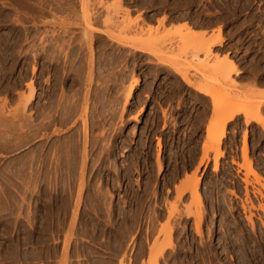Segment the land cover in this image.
<instances>
[{
    "label": "rangeland",
    "instance_id": "obj_1",
    "mask_svg": "<svg viewBox=\"0 0 264 264\" xmlns=\"http://www.w3.org/2000/svg\"><path fill=\"white\" fill-rule=\"evenodd\" d=\"M52 1L56 7V0H0V264H90L103 258L110 262L99 264H153L151 248L157 253L165 250V258L158 264L229 260V254L216 251L223 246L220 235L219 245L212 236L217 231L216 220L242 212L240 205L251 213L262 212L251 209L252 204L264 205V180L258 183L250 176L248 196L243 198L240 192L246 190L232 184L238 168L232 160L244 163L242 133L247 131L249 157L264 178V131L254 122L244 124V116H238L227 127L219 171H213V161L202 169V145L206 126L215 117L214 100L185 84L174 68L193 66L188 76L211 90L223 105H256L246 95L251 89L264 90V0H123L130 16L118 14L113 25L128 20L126 25L133 24L137 30L122 33L123 44L94 32L120 34L121 25L117 28L103 22L104 8L114 0H103L105 7L100 0H74L77 18L54 10ZM60 1L65 0H58V5ZM89 12H95V18L100 16L93 17V32L84 25ZM164 17L165 26H159ZM55 18L71 25L63 34L64 51L51 48L55 44L52 31L64 30L61 21L49 24ZM184 22L196 31L205 30L207 38L221 28L223 45L213 48L207 61L210 65L216 61L215 55L228 56L239 71L230 82L208 68L205 77L198 73L201 69H194L200 62L193 61L195 50L186 48L182 39L186 31L180 24ZM85 29L90 31L89 39ZM136 78L141 85L126 102ZM32 89L36 97L29 102ZM261 113L264 115V104ZM66 153L70 158L73 155L70 161ZM39 159L43 162L37 164ZM75 159L78 169L74 170ZM158 159L163 162L161 169ZM37 167L44 177L48 169L52 176L46 185L41 183L42 191L50 193L42 200L34 196ZM241 171L244 178L245 171ZM199 176L203 179L201 205L194 201L188 183ZM198 212L204 216L202 238L194 233L195 221L188 217ZM170 215L175 220L171 239ZM261 240L259 251L247 253L256 264H264V233ZM171 243L173 249H167ZM232 255L230 261L235 263Z\"/></svg>",
    "mask_w": 264,
    "mask_h": 264
},
{
    "label": "bare ground",
    "instance_id": "obj_2",
    "mask_svg": "<svg viewBox=\"0 0 264 264\" xmlns=\"http://www.w3.org/2000/svg\"><path fill=\"white\" fill-rule=\"evenodd\" d=\"M22 2H23V0H21ZM39 1H41V0H39ZM57 2H58V0H56ZM78 1V0H77ZM111 1V0H110ZM18 2V1H17ZM26 2V1H25ZM38 2V1H37ZM44 2H46V1H44ZM57 2H56V7H55V2L53 3V1H52V5H54V6H52V7H54L55 9L54 10H58V12L59 11H61V13H69V17H71V18H74L75 16H76V18H77V15H78V11H77V8H76V4H75V1L74 0H72V1H67V0H65V1H60V2H62V3H60V5H58L57 4ZM92 2V1H91ZM19 3V2H18ZM88 3V2H87ZM46 4H48V3H46ZM51 4V3H50ZM100 4H101V6H104L103 5V0H100ZM25 5V4H24ZM58 5V6H57ZM85 5H86V3H85ZM84 5V6H85ZM23 6V5H22ZM27 6V5H26ZM46 6V5H45ZM86 6H88V4L86 5ZM49 7V6H48ZM48 7H46V8H48ZM105 7V6H104ZM42 8H43V10H44V6H42V7H40V11L42 10ZM85 8V7H84ZM32 9V8H31ZM38 10H39V8H38ZM53 10V8L51 9V11ZM104 10L106 11V20H103V22H105L107 25L106 26H114L113 25V21H115L114 20V18H115V16H117L118 17V14H120V13H124L127 17H129L130 16V10L129 9H127V8H124L123 7V0H114V1H112V3L109 5V6H106L105 8H104ZM39 11V12H40ZM45 11H46V9H45ZM48 11H50V9L48 10ZM38 12V11H37ZM38 12V13H39ZM42 12H44V11H42ZM57 12V11H56ZM49 13V12H48ZM28 14V13H27ZM44 14H45V12H44ZM40 15H42L41 13H40ZM95 16H96V13L95 12H89V13H87V15L86 16H84V25H86V29H90L91 31L92 30H94L93 29V26H92V20L95 18ZM16 17H19V16H16ZM21 17V16H20ZM40 17V16H39ZM94 17V18H93ZM99 17L100 16H98V17H96L95 19H99ZM75 18V19H76ZM104 18V17H103ZM141 18V17H140ZM18 19V18H17ZM44 19V18H43ZM65 19V18H64ZM79 19V18H78ZM101 19V18H100ZM126 19V18H125ZM128 19V18H127ZM142 19V18H141ZM23 20V19H22ZM46 21V20H45ZM54 21H57V22H55L56 24L58 23V21L60 22L61 21V25H63V28H64V32L62 31V32H54V31H52V33H51V35H50V38L51 39H53V41L52 42H55V44H53V46L51 47V48H53V52H57V50H62V51H64V46L66 45V43L67 42H65V39H64V37H66L65 35H64V37H63V34H65V33H67V31H68V27H69V23H66V24H64V22L65 21H63V20H61V19H57V18H55V20H53V22L52 23H49L50 25H52L53 23H54ZM95 21H98V20H95ZM125 21H128V20H124V21H122L121 23L122 24H120V25H118V27H119V32H120V34L118 35V36H114V35H110L109 34V32H108V34H107V32L106 33H104V32H102L101 30H96V31H94V32H97V33H102V34H104V35H107V37H109L111 40H114V42H116V43H121V44H123L122 42H124V39L122 38V36H121V34L122 33H126V32H128V31H130L131 32V30L134 28V27H131V26H128V25H126V23L127 22H125ZM43 23H44V21H42ZM41 22V23H42ZM48 22V21H47ZM47 22H45V23H47ZM11 23V22H10ZM44 23V24H45ZM54 23V24H55ZM98 23V22H97ZM116 23V21L114 22V24ZM120 23V22H119ZM165 23H166V17H164L160 22H159V26H162V27H164L165 26ZM43 24V25H44ZM48 24V23H47ZM60 24V23H59ZM94 24V23H93ZM118 24V23H117ZM131 24V22L129 23V25ZM15 26V25H14ZM22 26V25H21ZM53 26H55L56 27V25H53ZM73 26V25H72ZM75 26V25H74ZM76 26H80L79 24L78 25H76ZM17 27V26H16ZM60 27V26H59ZM70 27H71V25H70ZM114 27H117V26H114ZM117 27V28H118ZM149 27V26H148ZM41 28V27H40ZM67 28V29H66ZM106 28V27H105ZM112 28V27H111ZM27 29V28H26ZM25 29V30H26ZM61 29V28H60ZM65 29L67 30V31H65ZM71 29V28H70ZM69 29V31H71ZM85 29V30H86ZM178 29H180V28H178ZM134 30H136L135 28H134ZM181 30H185L186 31V34H185V36L182 38V39H184L183 41L185 42V45H186V48L189 46V49H190V47H192V50L194 49L195 50V55H193V61H199L200 63H199V68H196L195 66H194V69L195 70H198V71H200V69H201V71H202V73L201 72H198L200 75H202V76H204L203 75V72L204 71H206V70H208V69H210V70H212V72H214V73H217V74H220L222 77V80L225 82V83H227V82H230L231 81V79H232V74H236V73H238L239 71H238V69H237V65L231 60V59H228V56H226V57H219L218 56V54L217 55H215L216 56V61L213 63V64H210L209 65V63H208V61H209V59L211 58V56L213 55V48H215V47H219V46H222L223 45V42H224V38H223V36H222V31H221V28L218 30V34L217 35H215V34H211L212 36H210V37H206V33H205V31H196V30H194L188 23H185V24H183L182 25V28H181ZM137 31V30H136ZM138 31H140V32H142V31H144V30H138ZM41 32V31H40ZM40 32H39V28H38V26L35 28V33L39 36V34H40ZM43 32V31H42ZM47 32V31H46ZM93 32V31H92ZM132 32H135V31H132ZM178 33V32H177ZM41 34H43V33H41ZM48 34V33H47ZM71 34V33H70ZM72 34H74V33H72ZM94 34V33H93ZM139 34V33H138ZM137 34V37L138 38H140V36H141V34H139L138 35ZM36 35V36H37ZM67 35V34H66ZM84 35L86 36V37H88V39H89V35H90V31L89 30H86V31H84ZM123 35V34H122ZM208 35V34H207ZM37 36V37H38ZM40 36H44V35H40ZM69 36V35H68ZM74 36V35H73ZM45 37V36H44ZM47 37V36H46ZM70 37V36H69ZM26 38V39H25ZM39 38V37H38ZM24 39H25V41L27 42L28 41V34H26V36L24 37ZM40 39V38H39ZM41 39H43V38H41ZM72 39V38H71ZM82 39V38H81ZM45 40V39H44ZM43 40V41H44ZM47 40V39H46ZM73 40V39H72ZM41 41V40H40ZM42 41V42H43ZM137 42H138V44H142V39H138L137 40ZM80 44V43H79ZM14 45V44H13ZM2 46V45H1ZM34 46V45H33ZM83 46H84V44H83ZM16 47V46H15ZM33 49V48H32ZM82 49V48H81ZM138 49L140 50V51H144V48H142V46L141 45H139V47H138ZM20 50V49H19ZM43 50V49H42ZM7 51V50H6ZM29 51V50H28ZM41 51V50H40ZM80 51V50H79ZM52 52V51H51ZM194 52V51H193ZM173 54V53H172ZM14 55V54H13ZM164 55H162V57H163ZM200 56H202V58L200 57ZM172 57H174V56H172ZM2 58V57H1ZM174 58H176V57H174ZM171 60V59H170ZM175 60V59H174ZM208 60V61H207ZM164 61H166V60H164ZM163 61V62H164ZM172 61V60H171ZM174 62V61H173ZM176 63H178L177 61H175ZM173 67V66H172ZM191 67H193V66H190V67H180V66H178V68L176 67V68H174L175 69V71L177 72V74L181 77V79L184 81V83L185 84H187L188 86H190V87H193L194 88V90L196 91V92H198L200 95H202V96H205V97H211V98H213V112H214V118L207 124V126H206V136H205V140H204V143H203V145H202V158H201V161H200V167L202 168V169H206V168H208V165H209V163L211 162V161H213V171L214 172H218L219 171V168H220V160H221V158H223L224 157V151H222L221 150V146H222V144H223V141H224V139H226L227 138V127H228V125L230 124V123H232V122H234L236 119H237V117L238 116H244V124H246V125H249V124H251L252 122H254V123H256L257 125H259L262 129H263V131H264V115H262V113H261V108H262V106H263V104H264V91L263 90H257V88H255V89H251L250 90V95H246V97L248 96V98L249 99H251L252 100V98L254 99L253 101H252V103H255L256 105H250V106H248V105H244V104H241V103H237V104H235V103H232V105H228L227 103H230V102H227L225 105H223V104H221V103H223V102H217L216 100H215V94L213 93V92H211V90H209V89H206V88H204V87H201V86H199V85H197L196 83H195V81H193V79H191V77H189L188 76V74H187V72L189 71V70H191ZM208 68V69H207ZM36 69L34 68V71H35ZM209 70V71H210ZM33 71V72H34ZM80 74V73H79ZM81 75V74H80ZM99 76V75H98ZM205 77V76H204ZM101 78V77H100ZM202 78V77H201ZM98 79V78H97ZM83 80V79H82ZM83 83H84V81H83ZM235 83V82H234ZM141 85V80H140V78H136V79H134V82H133V84H132V86H131V88L129 89V91H128V93H127V97H126V102H128L127 100H130V99H132V98H134L135 97V92H136V90H137V88L139 87ZM81 86V85H80ZM35 89V88H34ZM34 89H32V94H31V97H30V99H29V102L30 101H33L34 100V98L36 97V95H34ZM63 90V89H62ZM62 95H63V93H62ZM64 96V95H63ZM73 96V95H72ZM251 96V97H250ZM67 98V97H66ZM230 98V97H229ZM245 98V97H244ZM72 100V99H71ZM76 100V99H75ZM98 100V99H97ZM227 100V99H226ZM247 100V99H246ZM62 101V100H61ZM60 101V102H61ZM228 101V100H227ZM68 102V101H67ZM226 101H224V103H225ZM72 103V102H71ZM80 103V102H79ZM96 103V102H95ZM5 104H7L6 102H5ZM25 104V103H24ZM60 104V103H59ZM62 104V103H61ZM231 104V103H230ZM70 105V104H69ZM74 104H71V106H72V108L74 107V106H76V105H74ZM79 105V104H78ZM62 106V105H61ZM80 106V105H79ZM51 107V106H50ZM78 107V106H77ZM47 109V108H46ZM49 109V108H48ZM70 109V108H69ZM75 109H76V107H75ZM62 110H64L63 108H62ZM17 111V110H16ZM50 110H48V112H49ZM67 111V110H66ZM14 112V111H13ZM42 112V111H41ZM45 112H47V111H45ZM70 112V111H69ZM71 112H72V110H71ZM73 112H75L74 111V109H73ZM72 112V113H73ZM44 113V112H43ZM51 113V112H50ZM52 113H53V111H52ZM64 113V112H63ZM62 113V114H63ZM10 114V113H9ZM67 114V113H66ZM75 114H76V112H75ZM46 115H47V113H46ZM45 115V116H46ZM72 115V114H71ZM77 115V114H76ZM11 116H12V114H11ZM16 116V115H15ZM38 116V115H37ZM41 116V115H40ZM48 116V115H47ZM60 116V115H59ZM74 116V115H73ZM18 117H21V116H18ZM17 117V118H18ZM54 117H55V115H54ZM53 117V118H54ZM70 117V116H69ZM69 117H68V119H69ZM16 118V117H15ZM48 118V117H47ZM74 118H75V116H74ZM64 119V118H63ZM71 119H73V117H71ZM14 120V119H13ZM16 120V119H15ZM62 120V119H61ZM74 120V119H73ZM40 121V120H39ZM45 121V120H44ZM67 121V120H66ZM52 123V122H51ZM13 126V125H12ZM50 126V125H49ZM95 126V125H94ZM19 127V126H18ZM47 128V127H46ZM45 129V128H44ZM94 130V129H93ZM38 131V130H37ZM40 132V131H39ZM243 134V136H242V159H243V161H244V163L243 164H239V162H236L235 160H232V164L233 165H236L238 168L234 171L235 173H234V175L232 174V177H233V182H234V180L236 181V179L238 180V179H240L244 184H245V190H246V195L248 196V186L251 184V182H250V180H249V177L250 176H253V177H255V179H256V181L258 182V183H260L262 180H264V178H262L260 175H259V173H257V171H255L254 170V165H253V161L250 159V157H249V136H248V132L247 131H245L244 133H242ZM40 135V134H39ZM38 135V136H39ZM99 137V136H98ZM96 142V141H95ZM74 143V142H73ZM71 145V144H70ZM65 149V148H64ZM68 149V148H67ZM66 149V150H67ZM78 149V148H77ZM41 150V149H40ZM73 150V149H72ZM76 149H74V151H75ZM52 151V150H51ZM78 152V151H77ZM77 152H75V153H77ZM73 153V152H72ZM99 153V152H98ZM68 153H66V156L68 157V158H70L68 155H67ZM74 154V153H73ZM211 154H213L214 156L213 157H211L212 155ZM58 155V154H57ZM73 156V155H72ZM72 156H71V158L69 159V160H67V161H70L71 159H72ZM78 156H81V155H78ZM77 156V157H78ZM40 157V156H39ZM56 157V156H55ZM66 158V157H65ZM67 159V158H66ZM74 159V158H73ZM49 160V159H48ZM109 160V159H108ZM35 161H37V160H35ZM49 161H51V160H49ZM67 161H66V163H67ZM73 161V160H72ZM75 161V164H74V168H72V169H76L77 167H76V165H77V163H76V159L74 160ZM80 161V160H79ZM40 162H43V161H41L40 159L38 160V162H37V164L38 163H40ZM46 162V161H45ZM53 162V161H52ZM34 163V162H33ZM66 163H64L65 165H66ZM52 164V163H51ZM68 164V163H67ZM85 164H86V160L84 159L83 160V164H82V170H81V182L83 181V174H84V172H85ZM99 164V163H98ZM158 165H159V168L161 169L162 168V166H163V162L160 160L159 161V159H158ZM70 166H72V165H70ZM101 166V165H100ZM58 167V166H57ZM61 167H62V165H61ZM66 167H68L67 165H66ZM107 167V166H106ZM47 168V167H46ZM69 169H70V167H68ZM45 169V168H44ZM78 169V168H77ZM90 169V168H89ZM226 169V168H225ZM244 170L245 171V173L243 174L244 175V178H241L240 177V174H242V171L241 170ZM36 170V169H35ZM20 171V170H19ZM22 171V170H21ZM46 171V170H45ZM51 171V170H50ZM53 171V170H52ZM91 171H92V169H91ZM40 171L38 170V167H37V173H36V175L35 174H33V175H35L34 177H35V182H34V184L33 185H35V187L33 188V189H36L37 191H35L34 190V192H35V197H37L38 199H40V200H42V198H44L43 197V195H45V194H47L48 192H47V190H44V191H46V192H43L42 191V184L41 183H43V182H45V185L48 183V181H50L51 180V177H50V173L51 172H49V169H48V171H47V175H46V177H44L43 176V174H40L39 173ZM57 172V171H56ZM60 172V171H59ZM35 173V172H34ZM45 173V172H44ZM91 173V172H90ZM66 174H68V172L66 173ZM130 174V173H129ZM264 174V173H263ZM18 175V174H17ZM60 175V174H59ZM64 175V174H63ZM89 175V174H88ZM73 177H74V175H72ZM68 177L69 178V182L71 183V185L74 183V179H73V177ZM89 177V176H88ZM225 177V176H224ZM44 178V180H46V181H43L42 179ZM63 179V178H62ZM66 179H67V176H66ZM94 179V178H93ZM202 178L199 176V177H194V179L193 180H188V183L190 184V186H192V188H191V191L192 192H190V194L192 193V195H193V198H194V201L195 202H197V203H200V205L202 204V201H203V194H202V192L199 190V185L201 184V182H202ZM231 180V181H232ZM34 181V180H33ZM64 181V180H63ZM149 181V180H148ZM62 182V181H61ZM97 182V181H96ZM95 183V182H94ZM91 184V183H90ZM89 184V185H90ZM43 185H44V183H43ZM49 185V184H48ZM117 185V184H116ZM74 186V185H73ZM51 187V186H50ZM54 187V186H53ZM71 187V186H70ZM46 188V187H45ZM46 189H48V187L46 188ZM72 189V188H71ZM262 189H264V185H262ZM62 190V189H61ZM49 191V190H48ZM211 191V190H210ZM53 192V191H52ZM58 192V191H57ZM185 191H183V193H184ZM258 192L261 194V191L260 190H258ZM234 195H236L235 194V192H232ZM109 194V193H108ZM48 196L50 195V193L49 194H47ZM232 195V194H231ZM52 196V195H51ZM181 196H183V195H181ZM47 197V196H46ZM87 197V196H86ZM94 199H95V197H93ZM180 198V197H179ZM46 199V198H45ZM44 199V200H45ZM51 199V198H50ZM67 199H68V197H67ZM210 199H212L211 197H210ZM54 201V200H53ZM57 201V200H56ZM69 201V200H68ZM86 201V200H85ZM90 201V200H89ZM93 201V200H92ZM92 201H90V202H92ZM98 201H99V199H98ZM249 201V200H248ZM37 202V201H36ZM61 202V201H60ZM100 202V201H99ZM40 203V202H39ZM48 203V202H47ZM68 203V202H67ZM79 204V203H78ZM47 205V204H46ZM221 205V204H220ZM80 206V205H79ZM60 207V206H59ZM65 207V206H64ZM77 207V206H76ZM251 207V206H250ZM242 208H243V211L246 213V212H249V213H251V211L252 210H250V209H248L246 206H244V205H242ZM52 209V208H51ZM65 209V208H64ZM78 209V208H77ZM251 209H255V210H260V211H262L263 213H264V205L263 204H261V205H259L258 206V208H256L255 206H253V204H252V207H251ZM56 210V209H55ZM63 210V209H62ZM53 211V210H52ZM49 212V211H48ZM62 212V211H61ZM65 212V214L67 213V210H65L64 211ZM53 213V212H52ZM49 214V213H48ZM57 214V213H56ZM174 215V214H173ZM173 215H170L169 216V218H168V230H169V236H170V239H171V237L173 236L172 234H173V232H174V230H175V227H174V224H173V220H174V217H173ZM62 216V215H61ZM222 216V215H221ZM252 214H250V216H249V218H248V220H249V222H250V224L252 225V228L254 227V223H253V219H252ZM189 218H193L194 219V233L197 235V236H199V237H201L202 238V236H203V221H204V216H203V213H201V212H198V213H195V214H192L191 216L189 215L188 216ZM53 218V217H52ZM49 219V218H48ZM221 219V218H220ZM34 221V220H33ZM175 221V220H174ZM173 224V225H172ZM177 223H175V225H176ZM49 225V224H48ZM182 226V225H181ZM210 226H211V224H210ZM133 229V228H132ZM183 229H185V227H183ZM36 232V231H35ZM218 231H216L215 232V234L213 233L212 234V236H214L215 235V240H217V242L218 241H220V239H222L223 238V236H222V238L221 237H219L218 236V233H217ZM182 233H184V232H182ZM263 233V232H262ZM210 234V233H209ZM41 236V235H40ZM39 237V236H38ZM240 237V236H239ZM236 238V237H235ZM235 238H233V239H235ZM212 239V238H211ZM240 239V238H239ZM247 239V238H246ZM28 240V239H27ZM31 240V239H30ZM192 240V239H191ZM237 240V239H236ZM241 240V239H240ZM32 241V240H31ZM247 241V240H246ZM21 242H23L24 243V241H21ZM25 242H26V240H25ZM28 242V241H27ZM236 242V241H235ZM239 242V241H238ZM29 243V242H28ZM221 243H222V240H221ZM247 243V242H246ZM32 244H33V242H32ZM42 244V243H41ZM181 244V243H180ZM235 244H237V243H235ZM25 245H26V243H25ZM218 245H219V242H218ZM241 245V244H240ZM26 246H28V245H26ZM38 246V245H37ZM221 246V245H220ZM20 247V246H19ZM40 247V246H39ZM182 247V246H181ZM185 247V246H184ZM210 247V246H209ZM218 247V246H217ZM37 248V247H36ZM40 248H42V247H40ZM39 248V249H40ZM157 248V247H156ZM211 248V247H210ZM214 248V247H213ZM38 249V250H39ZM119 249V248H118ZM167 249H173V245H172V243L170 244V246L167 248ZM48 250V249H47ZM157 249H155L154 250V248L152 249H150V252H151V257H150V262L151 263H153V264H158L159 263V259H161V258H165L164 256H165V250H162V251H158V253H157V251H156ZM159 250V249H158ZM33 251V250H32ZM56 251V250H55ZM142 251V250H141ZM217 251V250H216ZM222 251H223V249H222ZM240 252H238V251H236L237 252V254H238V256H239V261H243L244 262V260H245V258H244V252H242L241 251V249L239 250ZM31 252V251H30ZM35 252V251H34ZM37 252H39V251H37ZM41 252V251H40ZM54 252V251H53ZM57 252V251H56ZM117 252V251H116ZM119 252V251H118ZM144 252V251H143ZM225 252V251H224ZM235 252V253H236ZM22 253V252H21ZM26 253V252H25ZM36 253V252H35ZM42 253V252H41ZM40 253V254H41ZM46 253V252H45ZM212 253V252H211ZM218 253V252H217ZM216 253V254H217ZM38 254V253H37ZM37 254H35V255H37ZM40 254H39V257H40ZM118 254V253H117ZM139 254V253H138ZM140 254H142V252L140 253ZM253 254V253H252ZM21 255V254H20ZM25 255V254H24ZM28 255V254H27ZM30 255H32V254H30ZM54 255V254H53ZM145 255V254H144ZM143 255V256H144ZM26 256V255H25ZM44 256H45V254H44ZM46 256H48V255H46ZM45 256V257H46ZM139 256V255H138ZM196 256V255H195ZM24 257V256H23ZM31 257V256H30ZM34 259H35V257H34V255L32 256ZM39 257H38V259H39ZM33 258H32V260H33ZM41 258V257H40ZM53 258V257H52ZM112 258V257H111ZM142 258V257H141ZM140 258V259H141ZM197 258V257H196ZM37 259V258H36ZM35 259V260H36ZM51 259V258H50ZM104 259V258H103ZM103 259H102V262H103ZM139 259V258H138ZM137 259V260H138ZM140 259H139V261H140ZM238 259H237V263H238ZM27 260H28V258H27ZM31 260V259H30ZM68 260V257H67V255H66V253L64 254V262H66ZM97 260V259H96ZM106 260V259H105ZM105 260H104V262H105ZM134 260H135V258H134ZM115 261V260H114ZM122 261H124L123 259H122ZM183 261V260H182ZM91 262H93V261H91ZM98 262V261H97ZM97 262H96V264H97ZM110 262V260L108 261V263ZM112 262V261H111ZM137 262V261H136ZM165 262V261H164ZM204 262H205V260H204ZM106 263V262H105ZM135 263V262H134ZM177 263V262H176ZM179 263V262H178ZM223 263H224V261H223ZM228 263H230V261L228 262ZM236 263V264H237ZM244 263H246V262H244ZM216 264V263H215ZM217 264H218V262H217ZM220 264H221V261H220ZM224 264H226V262L224 263ZM231 264V263H230ZM233 264V263H232ZM242 264V263H241Z\"/></svg>",
    "mask_w": 264,
    "mask_h": 264
},
{
    "label": "flooded vegetation",
    "instance_id": "obj_3",
    "mask_svg": "<svg viewBox=\"0 0 264 264\" xmlns=\"http://www.w3.org/2000/svg\"><path fill=\"white\" fill-rule=\"evenodd\" d=\"M232 184L238 188L241 186L242 189H245L244 187L245 184L243 182H232ZM240 193H242L243 198H244L246 195L245 191H241ZM237 198L242 200L240 196H237ZM256 198H257L256 196L252 197V199H256ZM240 207L242 208L241 205ZM250 214L253 215L252 216L253 223H254L253 228L248 220ZM216 221H217L216 228L218 231L217 233L221 237L223 236L222 249H223V252L225 251L224 254H229V260H233L232 253L235 254L236 260H237L238 254L236 251L240 252L239 250L241 249V251L244 252V258H245L244 262H250V264H256V262L254 263L251 262L249 255L247 253H252V252L255 253L256 251H259V248L257 247H261L262 245L261 235H262V232L264 233V230H263L264 213L263 212H257V213H247L246 212L245 213L244 211H242L237 214L225 215L223 218L221 219L218 218ZM217 243L218 242L216 241V244ZM218 249H220V246L218 247ZM244 262L238 260L237 264H240V263L245 264Z\"/></svg>",
    "mask_w": 264,
    "mask_h": 264
},
{
    "label": "crops",
    "instance_id": "obj_4",
    "mask_svg": "<svg viewBox=\"0 0 264 264\" xmlns=\"http://www.w3.org/2000/svg\"><path fill=\"white\" fill-rule=\"evenodd\" d=\"M178 18V17H177ZM178 19H180V18H178ZM185 23H188V22H184V23H181L180 24V26H182L183 24H185ZM197 31H205V30H197ZM264 91V90H263ZM217 251H218V253L219 254H221L222 255V253H224L221 249H217ZM198 252V251H197ZM223 261H224V263L226 262V264H230L231 263V261L230 260H227L226 258H223L222 259V261H221V264H224L223 263ZM230 261V263H228ZM96 262L97 261H93V262H91L90 264H96ZM106 263H108V261H105ZM104 261L102 262V260L100 261H98L97 262V264H99V263H105ZM217 264V261L216 260H214V261H210V260H206L205 262H204V260H199V259H191V260H188L187 262H185V263H182V264ZM237 263V261H235V263H233V264H236ZM218 264H220V260H218ZM232 264V263H231ZM241 264V263H240ZM245 264H250V262H246Z\"/></svg>",
    "mask_w": 264,
    "mask_h": 264
}]
</instances>
